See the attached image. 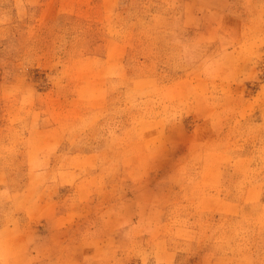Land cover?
I'll use <instances>...</instances> for the list:
<instances>
[{"label": "rangeland", "instance_id": "rangeland-1", "mask_svg": "<svg viewBox=\"0 0 264 264\" xmlns=\"http://www.w3.org/2000/svg\"><path fill=\"white\" fill-rule=\"evenodd\" d=\"M0 264H264V0H0Z\"/></svg>", "mask_w": 264, "mask_h": 264}]
</instances>
